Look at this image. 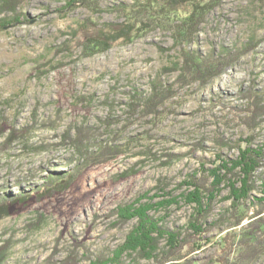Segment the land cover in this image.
<instances>
[{
	"label": "rangeland",
	"instance_id": "374dc122",
	"mask_svg": "<svg viewBox=\"0 0 264 264\" xmlns=\"http://www.w3.org/2000/svg\"><path fill=\"white\" fill-rule=\"evenodd\" d=\"M131 1L99 0L90 9L71 0H15L13 12L0 13L12 19L0 29V198L33 192L52 174H74L66 189L8 203L0 219L3 264H64L72 255L90 264L124 243L136 221L116 226L112 211L140 196L150 204L175 198L177 204L150 215L168 230L184 228L194 208L183 199V182L217 171L249 145L262 153L244 205L249 216L262 197L264 0H222L190 45L156 29L87 56L85 40L105 23H120L113 10ZM184 50L225 57L228 65L205 85L180 79L174 64L182 68ZM154 86L170 97L148 114L143 103ZM67 132L90 138L93 156L100 144L122 153L96 163L64 140ZM227 195L224 187L208 223L226 213ZM227 225L208 236L218 239ZM215 249L212 244L190 257L205 259ZM253 264H264V254Z\"/></svg>",
	"mask_w": 264,
	"mask_h": 264
},
{
	"label": "trees",
	"instance_id": "16d2710c",
	"mask_svg": "<svg viewBox=\"0 0 264 264\" xmlns=\"http://www.w3.org/2000/svg\"><path fill=\"white\" fill-rule=\"evenodd\" d=\"M15 0H1L0 13L14 11ZM99 0H71V3H80L92 8ZM222 0H132L131 3H121L114 8V13L120 15V23H105L103 27L87 38L83 49L87 56L101 53L116 41L122 44L131 43L142 38L156 29L169 31L173 40L179 46L190 45L199 31L204 18L217 7ZM12 19H0V29L11 23ZM227 53V52H226ZM182 68L180 79L194 78L203 85L221 75L227 67V58H214L212 55L201 57L199 54L189 51L182 52ZM170 91L162 90L154 86L150 97L145 99L143 108L148 114H155L166 100ZM255 112L262 109V103L255 102ZM254 112V114H255ZM258 115V114H257ZM4 133L0 128V136ZM11 135L15 133L10 130ZM67 132L65 141L71 142L79 155L86 157L92 155L89 152L90 138L77 136L71 138ZM117 147V146H116ZM115 146L98 145L96 154L91 157L94 162H106L113 159L120 152ZM235 160L224 163L217 171H208L199 176H189L183 184L188 187V192L183 199L189 205H193L194 212L182 228L169 229L162 220L154 218L150 212L154 209H168L177 204L175 198L156 202L155 204L142 203L144 196H140L132 203L119 205L113 211L115 225L123 226L133 220L135 224L125 237L124 243L117 246L113 252L100 254L90 264H138L140 261L151 264H253L256 259L264 254V190L262 197L257 200V206L251 211L244 206L254 190L253 176L260 168L262 153L253 149L250 145L239 150ZM223 172V174H221ZM65 180L64 184L57 185V181ZM240 181L237 186L236 180ZM74 180L73 170L68 173L52 174L44 185L33 192H20L17 196H3L0 198V219L8 214L10 202H23L32 193L44 191V195H50L55 189H66ZM51 187V188H50ZM224 187L228 190L225 198L230 201V206L224 215L211 224L207 222L208 216L213 210L215 200ZM59 190V191H60ZM43 194H41L42 196ZM228 222L224 233L214 239L208 236L213 227L219 228ZM215 252L205 259L190 257L191 254L202 251L212 245ZM6 249L0 247V264H3ZM64 264H78L72 255Z\"/></svg>",
	"mask_w": 264,
	"mask_h": 264
}]
</instances>
